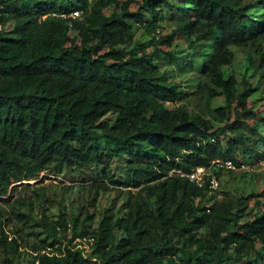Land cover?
Here are the masks:
<instances>
[{
  "label": "trees",
  "instance_id": "1",
  "mask_svg": "<svg viewBox=\"0 0 264 264\" xmlns=\"http://www.w3.org/2000/svg\"><path fill=\"white\" fill-rule=\"evenodd\" d=\"M258 2L255 17L244 0H0V195L49 168L106 171L126 155L130 181L150 182L153 197L131 203L124 218L106 213L93 234L75 218L67 237V219L44 216L50 245L62 230L68 241L59 253L34 243L38 254L29 264H225L251 253L264 259V212L239 220L227 203L201 205L210 189L179 173L216 159L241 164L239 156L260 149L264 117L248 98L254 88L238 95L236 77L224 71L231 45L262 50L264 0ZM108 5L116 10L106 14ZM165 6L175 28L149 46L134 40L129 21L150 32ZM77 10L81 16H71ZM11 18L15 25L6 30ZM176 37L203 53L199 66L225 95L209 117L169 107L184 91L157 59L176 58ZM109 114L116 115L112 122L104 120ZM204 227L209 233L200 235ZM77 238H93L89 255L70 244ZM1 241V264H14L9 249L25 246L17 238Z\"/></svg>",
  "mask_w": 264,
  "mask_h": 264
},
{
  "label": "rangeland",
  "instance_id": "2",
  "mask_svg": "<svg viewBox=\"0 0 264 264\" xmlns=\"http://www.w3.org/2000/svg\"><path fill=\"white\" fill-rule=\"evenodd\" d=\"M95 1L89 0L90 4ZM244 1L253 5L250 12L258 17L262 11L258 0ZM113 10H116L115 5L104 7L106 14H110ZM161 15L156 28L150 32L141 29L139 24L129 21L133 28L134 40L149 46L162 35L170 33L176 26V17L169 6L164 7ZM79 16L81 12L80 15H76ZM14 25L15 21L11 18L4 28L10 30ZM261 45L263 50L264 40L261 41ZM230 48L234 56L232 62L224 66L225 74L236 77L238 95L245 92L249 86L254 88L248 98L256 99L254 107L264 117L262 50L251 45L233 44ZM172 50L176 52L173 61L162 57L157 59L160 69L168 72L172 82L184 91L182 97L173 103H168L169 107L182 106L191 114L209 117L212 108L225 103V95L220 87L212 83L209 74L199 66V62L203 60V53L197 47L190 45L185 37H176ZM115 117V114H109L104 120L112 122ZM261 134L263 139L255 156H239L241 164H236L235 169H214L219 187L207 191L197 200L199 204L214 206L227 203L239 215V220L264 212V119H262ZM150 184L145 181L136 186L130 181V161L126 155L113 159L110 168L106 171L101 165L89 167L72 165L64 166L60 170L49 168L38 177L13 181L9 193L0 195V264L5 254L1 240L4 242L17 238L25 246L14 252L9 249L8 255L12 257L14 264H29L36 260L38 252L32 246L37 242L47 245V251L59 253L72 232L73 219L78 218L81 225H85L93 234L106 213L114 220L124 218L131 203L153 199L147 190ZM44 216L55 222L60 218L67 219L69 224L67 237L62 230L61 241L50 245L52 238L48 237L40 226ZM124 233V229L119 230L118 236ZM208 233L207 227L199 230L200 235ZM93 242V238L75 239L70 244L81 250L83 254L89 255ZM176 259L169 260L166 264H181ZM225 264H264V259L251 253L243 261H227Z\"/></svg>",
  "mask_w": 264,
  "mask_h": 264
},
{
  "label": "built area",
  "instance_id": "3",
  "mask_svg": "<svg viewBox=\"0 0 264 264\" xmlns=\"http://www.w3.org/2000/svg\"><path fill=\"white\" fill-rule=\"evenodd\" d=\"M80 10L74 11L71 15L76 17L80 15ZM215 168H229L235 169L236 163L231 159H216L210 165L198 166L189 172H179L186 175L199 187H208L210 190H215L219 187V180L214 171ZM81 239V238H77Z\"/></svg>",
  "mask_w": 264,
  "mask_h": 264
}]
</instances>
